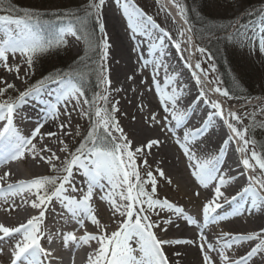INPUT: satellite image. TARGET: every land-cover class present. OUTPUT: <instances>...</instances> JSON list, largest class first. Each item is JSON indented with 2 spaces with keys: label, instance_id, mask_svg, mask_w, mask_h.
Returning a JSON list of instances; mask_svg holds the SVG:
<instances>
[{
  "label": "snow or ice",
  "instance_id": "obj_1",
  "mask_svg": "<svg viewBox=\"0 0 264 264\" xmlns=\"http://www.w3.org/2000/svg\"><path fill=\"white\" fill-rule=\"evenodd\" d=\"M105 0H90L88 15L93 12L99 18L100 10ZM116 3L122 7L123 14L127 20L128 28L136 35L150 37V27H158L151 16H146L139 8H137L132 0H116ZM172 3L178 9L181 18L185 20L186 10L180 4L179 0H172ZM0 63L9 72L15 71L17 78L19 77V65L10 66L8 64L9 55L15 57L17 53L26 57L28 68L31 69L33 60L37 54L45 53L52 48H57L66 43L65 36H78L86 31V17L82 18L74 13H65L66 17H70L67 23L59 29L54 38L45 40L37 30L40 13L29 9H17L11 6H5L3 0H0ZM257 15L260 19L246 29L244 25L235 28V31L228 37L229 40L238 44H247L264 53V9H261ZM100 32H104V25L99 24ZM163 32L162 36L156 37L161 47L164 38L171 39V34ZM188 31H191L189 28ZM181 36L184 35L182 31ZM191 38L189 37V40ZM87 47L93 51L99 50L98 79L101 83L110 84L106 75L105 62L108 58L109 43L105 37L94 44L91 40H87ZM180 43L175 44V48L179 50ZM202 55L206 53V49L200 47L197 49ZM163 55V52L160 53ZM211 59V56H208ZM187 67L193 68L191 64ZM214 67V66H213ZM198 70V71H197ZM199 72V74H198ZM193 77L197 84L201 83V75L207 78V72L201 68L200 62L195 64L192 71ZM85 75L82 72L72 73H55L50 74L47 78L41 79L35 85L27 87L24 91L18 93L16 97L6 96L9 89H14L15 85L0 80L5 87H0V164L7 163L11 160L23 159L26 153L32 154L36 158L37 146L33 142L37 136L41 135L43 124L40 123L32 131L31 136H23L14 124V115L17 109L24 104L28 98H37L41 95L48 83L58 85L55 102H49L47 119H56L59 115L60 105L65 106V115L70 116L67 111V104L71 101L76 102V106L81 103V97L84 96L82 81ZM215 83L214 81H210ZM153 83L156 86V92L160 96L163 110L166 115L164 117L165 127H168L169 116L175 122L177 127L186 122L188 113L179 111L176 108V102L179 99L180 90L173 89L171 95L166 94V89L162 90L160 83L153 76ZM221 96H229L227 90L220 87L212 89ZM201 97L207 93L201 89ZM98 101H102L101 105ZM169 102L171 107H169ZM211 108L215 110L210 114L207 124H211L212 116L217 115L224 120L227 128L231 132L228 140L224 141L227 146L230 142L238 145L237 151L242 154L240 163L246 172L255 173L259 169L260 175L264 177V146L261 151L256 150V144L253 139L248 137L249 128L247 126L237 127L242 124V117L235 112L228 113L225 118L222 105L218 101H208ZM84 104L88 105V109H80V114L89 118L91 125L84 137L83 141L70 151L67 144L61 148V151L67 153V156L61 161V167H57L53 161L60 160V157L47 147L41 151H47L50 156H40L42 161L51 165L53 175H45L28 181H19L16 184H8L6 188L0 186V196H3L7 202L8 195H15L25 191L33 193L35 199L31 201V208L37 210V214L31 216L26 223L19 226L9 227L0 223V240L19 234V238L14 244L11 264H45V259L50 257L52 253L42 247L41 240L44 236L42 225L45 220V213L49 204L53 201L59 202L61 207L70 214L81 227L84 225V217H87L93 225L100 229L98 234L85 232L77 237L74 232H66L63 234V243L67 246L69 243L76 245L89 244L96 241L98 248L95 255L89 256V264H169L168 257L165 255V245L192 244L191 240L181 239H161L153 231L154 228H160L159 222L153 221V214L159 215L160 212L166 211L173 215L182 216L190 224L197 222L186 215L183 207L170 202L167 198H158L157 196V179L151 170L146 172V179L142 177L140 167L137 164V158L144 156L154 146L160 144L159 140L152 139L145 145L132 149L131 141L124 134L123 129L119 126L115 113L119 111L116 104H112L109 109L107 89L103 95H98L93 101L84 99ZM254 119V114H253ZM151 120L160 123L156 119V115L151 116ZM235 121L236 123H232ZM264 126V125H262ZM63 131L68 128V124H60ZM169 127V131H171ZM199 130L186 132L183 141L176 140V143L183 149L184 155L189 161L188 167L192 170L191 175L204 188L210 185L213 187V196L202 205V219L205 225L209 223H217L225 217L218 215V210L223 207L219 201L224 198L228 203L244 202L250 204V209H259L264 206V180L258 179L255 175L247 177V185L243 187L236 195L230 199L225 197L222 188L230 184L235 177L228 178L221 172V157L224 155V148H221L218 155L209 158H197L195 153L191 152L188 147L190 137L199 135ZM119 133V135H115ZM69 135L70 133H65ZM49 137L55 136V133L49 132ZM60 143H64L62 140ZM142 164L148 167L147 159L142 160ZM74 171L79 172L84 178L87 185L86 191L78 188L74 181ZM160 177L164 176L162 169H157ZM9 173L0 176V181L5 180ZM243 175V173H241ZM106 182V183H105ZM171 183V180H168ZM107 186V191L105 188ZM150 187V190H149ZM96 189L104 191L101 196L102 200L108 202L113 209V216H119L121 219L116 230L108 233L100 220L94 214L91 205L93 193ZM74 193H82L79 198ZM199 195V193H196ZM237 215L240 214L239 207L234 210ZM171 219L165 220L164 223L170 224ZM166 231V229H163ZM200 239L206 241L203 233ZM217 248L211 243H207V251H205V243L200 244L201 251L204 252L203 264H214L212 257L208 254L217 251L222 264H249L258 254L262 256L261 264H264V230L260 233L250 234H232L221 233L216 238ZM248 241H259L248 250L245 255L238 258H232L228 255L234 245H240ZM51 243V238L49 237ZM135 245V246H133Z\"/></svg>",
  "mask_w": 264,
  "mask_h": 264
},
{
  "label": "bare ground",
  "instance_id": "obj_2",
  "mask_svg": "<svg viewBox=\"0 0 264 264\" xmlns=\"http://www.w3.org/2000/svg\"><path fill=\"white\" fill-rule=\"evenodd\" d=\"M164 3L167 14L169 15V23L175 24V21L173 22L175 19L176 23L182 26L185 33L190 35V31H188L189 28L187 27L188 25L185 23V20L181 18L178 9L170 0H164ZM102 11L101 19L104 25L103 33L106 35L109 43L108 58L105 62L106 73L111 80V87L109 86L111 97L115 99L116 102H119V118H117L119 126L123 129L128 140L132 142V149L141 147L152 139L160 141V144L154 146L150 152H147L144 156L138 157L137 164L142 171L151 170L154 176L158 177L160 176L157 169H162L164 176L161 178L163 181L167 182L170 179L171 183L169 184L177 191V195L180 197V199L176 198V200H170V202L183 207L186 215L191 216L197 222L196 224H190L186 220L183 222L181 219L182 216L173 215L166 211L160 212L159 216L161 217L157 222L161 224V227L154 228L159 238L191 240L194 242L192 244L163 246L169 264H203L204 252L201 251L200 244L205 243V251H207V243H211L218 248L219 245L217 244L216 238L220 236L221 233H260L261 230H264V206H261L259 209L249 210L250 204L244 202H240L239 204L228 203L224 198L219 201L223 204V207L218 210V215L225 218L217 223H209L207 225L203 223L202 205L212 198L214 185L204 188L195 180L191 175L192 170L188 167L189 161L184 155L183 149L176 143V140L180 139L183 141L186 132L202 129V131L199 132L201 135L198 137H190V142L188 143V147L191 152L195 153L197 158H209L218 155L221 148H224V155L221 157V172L228 178H236L230 184L222 188L225 197L230 199L247 185V179H245L244 175H241L242 171L235 163L234 151L229 145H224V141L228 140L230 135L223 133V131L216 126L212 127L211 124L210 129H207L209 124L206 125V121L211 113L208 112L204 104L200 102L201 97H199V91L195 95L191 91V87L184 84L187 81L186 77H179V80L184 84L182 86L179 83L176 85L174 83L169 85L166 94L171 95L173 89L180 90L181 92L182 88L186 89V97L181 99L179 95L176 108L179 111L188 113V118L185 122L187 129H183V126L177 127L170 116L168 119V127H165L164 117L168 114L163 110V105L156 89H153L149 94L140 88L142 87V80L146 79L148 82L151 74L155 77L165 76L168 79L173 78L172 74H174V76H181L175 73V56L170 48L169 41L165 39L162 47H156L154 45L156 43L160 44L159 41H155L153 47H151L152 44H147L143 49L134 47L133 51L136 54L134 56L129 47L130 43L133 44L132 38L127 33V28L125 23L121 20L120 15L113 12L111 4L107 0L104 3V9ZM119 11L121 13V6H119ZM156 36L159 37L157 34ZM158 49L159 52L157 56L150 60L146 52H150L151 54L153 51H158ZM161 52H163L162 56L160 55ZM185 62L187 61L185 60ZM162 67H168V71H166L167 75L166 73H162ZM52 90L54 92H52ZM57 90L58 85L56 84L54 87L46 89L45 93L42 92L39 97L28 98L27 101L17 109L14 115V124L25 137L31 136L32 131L38 124H43L41 135L37 136L33 141L37 145L38 155L36 158H33L32 155H26L25 158H23H27L25 160L26 167L24 171L30 175V178L42 175L50 167V164L42 161L40 156L47 157L50 156L51 153L41 151V149L47 147L51 149L52 152H55L52 147L58 145L62 146L64 143L62 144L60 141L62 140L65 142L70 135H66L65 133H71V128L73 127L74 129L76 125L79 124L82 117L80 114V109L83 108L82 102L79 106H76V102L71 101L67 104V111L71 113L70 116L64 114L65 106L60 105L58 118L45 119L48 113V104L49 102H55ZM169 107H171L170 102ZM153 114H155L156 119L160 121L159 124L151 120ZM62 123L68 124L69 127L62 131L59 127ZM211 123L213 124V121ZM169 127L172 129L171 131H169ZM49 132L55 133L56 135L49 137L46 135ZM143 159H147L148 167L143 166ZM15 170V166H12L9 162L5 163V166L0 168V176H3L6 172L9 173V175L3 181H9L11 184H16L21 180L27 181L26 178L18 176ZM73 182L78 188L86 191L87 185L85 183V178L79 172L74 171ZM105 191H107V186ZM196 193H199V195H196ZM81 194L82 193H74L73 195L79 198ZM104 194V191L96 189L93 193L91 205L101 225L104 226L108 233H111L116 230L121 218L118 215L115 217L113 216V209L111 206L107 201L101 199V196ZM15 195H9L10 199L7 200V205H9L10 209H13L12 215L1 214L0 217L2 219L0 223L5 226L14 227L26 223V220L24 221V214L29 213L30 210L33 209L28 204H22L19 199H17V203L14 202V199H16ZM185 203L192 204L195 210L190 213ZM238 207L240 209L239 215L234 211ZM48 216V225L45 231H47L46 237H50L52 243L58 240V236L63 237V234L66 232H74L78 234L77 237H79L85 232L98 234L100 231V229H98L96 225H93L87 217H84V225L81 227L71 218L70 214L61 207L60 203L56 201L55 206L53 205V207H51ZM168 219H171L172 222L170 224L164 223V221ZM163 229H166V231ZM201 233L206 237V241L200 239ZM258 242L259 241H248L240 245H234L231 250H228V255L234 259L243 256ZM76 247L79 249L78 255L87 252L88 256H94L98 245L96 241H91L87 245L80 244L76 245ZM50 252L52 255L55 254L52 251ZM208 254L212 257L214 264H219V262H221L217 251H212ZM52 255L45 259V264H60L59 260ZM261 259L262 256L258 254L249 261V264H261ZM64 263L71 264L70 262L64 261H62L61 264Z\"/></svg>",
  "mask_w": 264,
  "mask_h": 264
},
{
  "label": "rangeland",
  "instance_id": "obj_3",
  "mask_svg": "<svg viewBox=\"0 0 264 264\" xmlns=\"http://www.w3.org/2000/svg\"><path fill=\"white\" fill-rule=\"evenodd\" d=\"M106 1V0H105ZM113 9V12H116L118 15H120L121 20L125 23V26L127 28V33L131 36L133 44L130 43L129 47L131 49L132 55H136L133 51L134 47L143 49L148 44H152L151 47H153L154 42L158 41L156 39V34L158 36H162L164 32H168L171 34V39L168 37H165L169 41L170 48L172 49L174 56H175V63L176 66L175 73L181 75V76H174L171 79H168L165 76L155 77L156 80L160 83L162 90L169 89V85L171 84H187V86L191 87V91L193 94H197L199 91V95L201 92V89H203L207 95L204 97H201V101L204 104V107L210 112L211 114L215 112L214 109L211 108V104L208 101H218L222 105V109L224 107V104L226 107L225 112V118H228V113L235 112L237 115L242 117V124H238L237 127H244L247 126L249 128L248 137L250 139H253L256 144V150L258 151V145L259 142L264 143V75L261 74V72L257 71L258 67V61L254 60L257 54L256 48H253L250 45H247L246 43L241 45L236 42L232 44L231 47H228L225 49V47L222 45L221 49L223 51L227 52L226 59L227 62L229 60L230 62V78L232 80V83L236 85V89L234 90L236 93H242V96H235L233 94L229 93V96L224 97L221 96L219 93H215L212 91L215 87H220L222 90H227L229 92V89L226 87V82L219 74L218 68L216 66V63L211 56L210 52L207 51L206 47V53L201 54L197 51L198 47L196 46V41L193 37V35H187L182 28V26L178 23H176V20L174 19L173 22L175 24H171L168 21L169 15L167 14L164 0H132V3L139 8L143 13L146 14V16H151L153 20L155 21L156 25L158 27L152 28L150 27V37H145L142 35H136L133 37V33L128 28L127 20L123 14V10L119 11V5L116 3V0H107ZM172 2V0H170ZM3 3L7 6H11L17 9H29L34 12L40 13V16H51L50 20L51 22L42 23V19H39V23L36 27L44 26L46 27L51 37H55L57 32L61 27H63L66 23L69 17L65 16V13H74L72 10L74 9V14L79 15H88L90 0H3ZM173 4V3H172ZM174 5V4H173ZM257 5V6H256ZM175 6V5H174ZM254 8L252 9L251 7ZM176 7V6H175ZM251 8V9H250ZM104 9V5L102 6L99 14V18L97 15L93 12L90 16H92V21L96 25V34L98 36L99 42L105 37L104 33L100 32L99 24L102 23L101 19V13ZM264 9V0H232L229 4H220L216 7L215 17H217V20L227 23L228 25L235 22H240V19L245 20V23H241V25H244L246 29H250V26L253 25L256 21L260 19L259 15L257 13ZM0 14H7L6 12H0ZM89 17V16H88ZM242 21V22H243ZM103 24V23H102ZM235 26V25H234ZM233 29V28H232ZM184 32V35L181 36L180 33ZM85 36V35H84ZM189 37L191 38L189 40ZM95 41V38L93 39ZM66 41V47L68 49V53H65L62 49L53 50L50 49L49 51L41 54H37L33 60L32 68L29 69L28 65L26 63V57L21 56L20 54H16L15 57L9 55L8 64L10 66H16L19 65V77L17 78V73L15 71L9 72L7 71L3 66L2 63H0V80L6 81L7 83H11L15 85L14 89H9L6 93V96L10 97H16L19 92L24 91L27 87L31 85H35L38 81L41 79L46 78V75L49 73L54 72L55 69L59 67H64L62 62L58 61V58H62L63 56L67 57L68 59L78 58L81 59L84 55H86V44L82 40L81 36H72L67 35L65 36ZM180 43L181 47L179 50L175 48V44ZM156 47L161 46L159 43L154 44ZM91 51V50H90ZM158 51H153L151 54L150 52L147 53V57L151 60L154 59L153 57H156ZM252 54V55H251ZM264 57V53H260ZM211 56V59H208V56ZM247 56V58H246ZM187 57V58H186ZM243 59V61L241 60ZM185 60L187 62H185ZM86 63H91V66H94L95 72L98 74V64H99V57L98 59L93 62L89 61V55L85 57ZM70 62V61H69ZM82 62V61H81ZM197 62H200L201 68L204 69L207 72V78H205L203 75H201V83L197 84L196 79L192 75V71L194 70L195 64ZM86 63L82 62L80 64L81 66H86ZM62 64V65H60ZM188 64H191L193 66L192 69L187 67ZM97 65V66H96ZM79 66V65H75ZM214 66V67H213ZM61 67V68H62ZM106 69V64H105ZM162 73H166L168 71V67L164 68L162 67ZM198 71V70H197ZM199 74V72H198ZM107 75V73H106ZM164 75V74H163ZM153 74L150 76V80L147 82L146 79L142 80V87L140 88L143 91H146L150 94L153 89H156L155 84L153 83ZM108 80L110 81V84H104L100 82L99 86V92L98 95H103L105 92V89H107L108 93V107L111 108L112 104H116V100L111 97V94L109 92V88L111 87V80L109 78V75L107 76ZM179 77H186L187 81L183 84L182 81L179 80ZM210 81H214L215 83H212ZM228 83V82H227ZM243 83V84H242ZM230 84V82H229ZM242 84V85H241ZM253 84V85H252ZM191 85V86H190ZM110 86V87H109ZM254 86L257 87V91L255 92L259 97L257 99L248 100L246 99L247 94L243 93H249L251 89L254 90ZM0 87H5V84L0 83ZM181 92V91H180ZM186 89L182 88V92L180 93V98L184 99L186 97ZM84 97H81V102L83 104V108L85 110L88 109V105L83 103ZM101 105L103 104L102 101H98ZM116 106L119 109V105L116 104ZM224 111V109H223ZM254 114V119H253ZM116 119L119 118V111L115 113ZM118 121V119H117ZM213 124L211 123L212 127L216 126L220 128L223 133L232 135L230 130L227 128L226 124L224 123V120L221 119L217 115L212 116ZM119 122V121H118ZM232 123H236L235 121H231ZM37 124V123H35ZM91 122L88 117L82 116L81 120L78 125L73 129L71 128V133L69 137L66 139L64 144H67L70 151H74L76 147L79 146V144L83 141L84 137L87 135L88 130L90 129ZM209 124V126L211 127ZM181 126H183V129H187L185 123H183ZM208 127V129H210ZM115 135H119V133H115ZM197 135L196 137L200 136ZM46 140V139H45ZM37 141V140H36ZM64 144L52 147L56 153L57 156L60 157V160L53 161V163L56 164L57 167H61V161L65 159L67 156V153L61 151V148L64 147ZM37 146V145H36ZM238 145L234 142L229 143V147H237ZM259 152V151H258ZM27 156H31L32 154L27 153ZM29 158V157H28ZM235 158V157H234ZM27 159V158H26ZM26 159H18L13 160V162H10L12 166L16 167L15 172L18 174V176H22L28 180L33 179L30 178V175L24 171L25 160ZM236 163V159H235ZM141 171L142 177L146 179V172L147 171ZM252 175H255L258 179L264 180V177L260 175L259 169L255 173L250 172ZM51 171V165L50 167L40 176L45 175H53ZM157 179V196L158 198H167L170 200H176V198L180 197L177 195V191L171 187L169 182L163 181L161 177L155 176ZM29 178V179H28ZM37 178V177H35ZM247 178V176H246ZM10 182H4L0 181V186H3L4 188L7 187V185ZM150 190V187H149ZM16 199H14V202L21 201L22 204H31V201L35 199V195L33 193H29L27 191L23 193H17L15 195ZM1 198V197H0ZM23 198V199H22ZM9 195L8 199L9 200ZM55 206V205H54ZM186 208H188V211L191 213L193 212L194 206L190 203H185ZM53 207V202L48 205L46 213H45V220L43 223V226H45V223L47 219L49 218L48 213ZM13 209L9 208V205H7V202H5L4 198L2 197L0 199V217L1 214H9L12 215ZM37 210L32 209L29 213H25L24 221L28 220L31 216L36 215ZM160 215V213H159ZM153 214L151 216V219L153 221H158L161 216ZM184 222L185 218H181ZM2 219L0 218V222ZM18 223V222H16ZM42 226V227H43ZM154 231V229H153ZM19 235V234H18ZM17 236L10 238H5L2 242H0V248L6 247L4 253L0 254V264H3V262H8L10 258H12V251L14 248V244L16 240L19 238ZM3 249V248H2ZM53 254L52 256L56 257L60 264L62 261L64 262H70L71 264H89V256L87 252L82 253V255H78L79 249H77L75 244L69 243L67 246L64 245L62 236H58V240L51 246L50 250ZM66 253V254H64ZM63 259V260H62ZM3 260V261H2ZM65 264V263H64ZM219 264H222V262H219Z\"/></svg>",
  "mask_w": 264,
  "mask_h": 264
},
{
  "label": "trees",
  "instance_id": "obj_4",
  "mask_svg": "<svg viewBox=\"0 0 264 264\" xmlns=\"http://www.w3.org/2000/svg\"><path fill=\"white\" fill-rule=\"evenodd\" d=\"M232 0H179L180 4L185 8L186 10V18L187 22L192 30V33L196 39L197 47H206L207 51L210 52L211 56L213 57L216 66L218 68L219 74L226 82V87L229 89V93L233 94L235 96H242V93H236L234 90L237 88L234 83H232V80L230 78V62L226 59L227 52L223 51L221 49L222 45L226 48L231 47L232 44H234L233 41L229 40L228 37L235 31L236 27H239L241 23H245V20L240 19L239 23L233 22L231 24H227L224 22H221L220 20H217V17H215L216 7L220 4H229ZM5 5V4H4ZM7 6V5H5ZM257 6V5H256ZM252 9L254 8L251 7ZM250 8V9H251ZM72 12H78L74 9ZM78 16L85 18L86 17V31L85 33L81 34V38L86 44V55H84L81 59L73 58V60L68 59L66 56H63L62 58H58L59 62H62L64 67H59L54 70V72L49 73L55 74L57 72L59 73H72V72H82L85 75V79L81 82L83 85V92H84V98L93 101L97 98L98 92H99V86H100V80L98 79V74L95 72L94 66H91V63H86L85 57L89 55V61L93 62L96 61L99 57V50L93 51L91 48L87 47V40H91L94 44H99L98 36L96 34V25L92 21V16L90 15H83L79 14ZM89 16V17H88ZM42 19V23H48L51 22L50 18L51 16H40ZM70 18V17H69ZM243 21V22H242ZM236 26L234 29H232ZM39 31L40 35L45 39L49 40L54 37L50 36L49 30L44 27H36ZM85 35V36H84ZM95 38V41L93 40ZM66 43L64 45H61L57 48H52L53 50L62 49L65 51V53H68V49L66 47ZM91 50V51H90ZM257 54L254 60L258 61V67L257 71L261 72V74L264 75V57L260 54L258 49ZM252 55V54H251ZM247 58V56H246ZM245 59V58H243ZM241 58V60L243 61ZM247 60V59H245ZM70 61V62H69ZM86 63V66H81L80 64L82 62ZM62 65V64H60ZM79 65V66H75ZM97 66V65H96ZM46 75V78L49 76ZM228 82V83H227ZM230 82V84H229ZM243 84V83H242ZM241 84V85H242ZM253 85V84H252ZM257 91V87L254 86V90L251 89L249 93H243L247 94L246 99H256L259 96L255 93ZM261 146H264L263 142H259L258 145V151H261Z\"/></svg>",
  "mask_w": 264,
  "mask_h": 264
}]
</instances>
